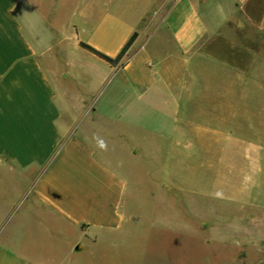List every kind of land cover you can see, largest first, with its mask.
<instances>
[{
    "label": "crops",
    "instance_id": "0c3cea01",
    "mask_svg": "<svg viewBox=\"0 0 264 264\" xmlns=\"http://www.w3.org/2000/svg\"><path fill=\"white\" fill-rule=\"evenodd\" d=\"M61 2L0 0V264H81L87 253L161 227L151 221L142 229L138 210L125 204L122 173L148 161L141 150L180 147L183 106L218 115L227 127L219 131L251 132L243 147L252 150L254 214L264 164V63L251 94H182L179 59L211 32L194 0L166 9L161 29L169 44L155 29L118 67L78 43L114 58L150 0H77L73 19L63 22L56 19ZM228 7L264 28V0H230ZM149 159L162 175L171 166L169 158L164 169Z\"/></svg>",
    "mask_w": 264,
    "mask_h": 264
},
{
    "label": "rangeland",
    "instance_id": "374dc122",
    "mask_svg": "<svg viewBox=\"0 0 264 264\" xmlns=\"http://www.w3.org/2000/svg\"><path fill=\"white\" fill-rule=\"evenodd\" d=\"M59 1L65 5L53 19H73L77 0ZM172 1L150 0L123 60L155 29L160 28L163 44H169L161 24ZM194 1L211 32L189 56L180 57V93L258 91L253 74L264 63V28L230 11V0ZM186 108L181 107L180 112V147L141 150L148 161L131 166L127 175L122 173L130 191L125 194V204L138 210V221L148 225L157 221L161 227L147 229L144 224L142 229L147 231L142 237H132L127 244L101 250L94 257L87 253L79 258L81 264H264V164L260 162L258 174L260 206L253 214L252 150L243 147L251 140V132L219 131L227 127L221 125L218 115L207 118L202 110L188 113ZM152 117L154 113L148 112L147 119ZM152 157L158 165L162 161L161 169L166 158L170 159L171 166L163 175L156 172L160 166L150 164ZM5 187L13 189L11 183L5 182Z\"/></svg>",
    "mask_w": 264,
    "mask_h": 264
},
{
    "label": "trees",
    "instance_id": "16d2710c",
    "mask_svg": "<svg viewBox=\"0 0 264 264\" xmlns=\"http://www.w3.org/2000/svg\"><path fill=\"white\" fill-rule=\"evenodd\" d=\"M135 35L136 34L133 33L130 36V38L127 40V42L124 44V46L121 48L119 53L114 58H110V57L106 56L105 54L95 50L94 48H92L91 46H89L85 43L81 42L80 46H81V48L85 49L86 51H88L92 55H94L97 58L101 59L102 61L106 62L109 66L118 67V66L124 65V63L126 62V60H123V57H124L127 49L130 47L131 43L133 42Z\"/></svg>",
    "mask_w": 264,
    "mask_h": 264
},
{
    "label": "clouds",
    "instance_id": "9594fccd",
    "mask_svg": "<svg viewBox=\"0 0 264 264\" xmlns=\"http://www.w3.org/2000/svg\"><path fill=\"white\" fill-rule=\"evenodd\" d=\"M101 146H103V145H101Z\"/></svg>",
    "mask_w": 264,
    "mask_h": 264
}]
</instances>
